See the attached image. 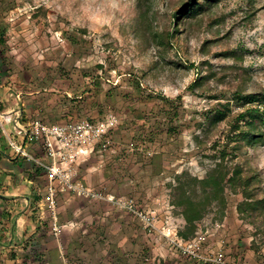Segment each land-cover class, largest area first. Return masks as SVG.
I'll return each instance as SVG.
<instances>
[{
    "label": "rangeland",
    "instance_id": "374dc122",
    "mask_svg": "<svg viewBox=\"0 0 264 264\" xmlns=\"http://www.w3.org/2000/svg\"><path fill=\"white\" fill-rule=\"evenodd\" d=\"M185 1L0 0V89L19 97L30 120L100 123L113 116L102 137L109 142L84 143L72 171L131 200L150 222L72 196L99 219L83 223L93 235L75 239L78 249L64 264H203L161 230L204 257L264 264V209L240 212L246 198L239 184L226 181L218 196L201 182L212 173L229 180L240 165L243 179L258 174L251 190L264 195V123L254 130L263 142L241 143L245 122L234 126L249 106L233 99L264 90V0H198L176 20ZM164 33L165 46L158 42ZM224 103L231 111L213 120ZM189 200L203 214L184 238Z\"/></svg>",
    "mask_w": 264,
    "mask_h": 264
},
{
    "label": "crops",
    "instance_id": "0c3cea01",
    "mask_svg": "<svg viewBox=\"0 0 264 264\" xmlns=\"http://www.w3.org/2000/svg\"><path fill=\"white\" fill-rule=\"evenodd\" d=\"M9 90L0 89V110L22 124L29 123L28 110ZM5 128L25 142L31 153L48 161L41 141L23 139L11 122ZM47 185L46 170L15 154L7 137L0 134V264H64L65 254L78 249L84 233L93 235L83 223L97 221L98 216L84 213L85 205L74 206L69 195H59L53 209L44 199Z\"/></svg>",
    "mask_w": 264,
    "mask_h": 264
},
{
    "label": "built area",
    "instance_id": "2783aa9c",
    "mask_svg": "<svg viewBox=\"0 0 264 264\" xmlns=\"http://www.w3.org/2000/svg\"><path fill=\"white\" fill-rule=\"evenodd\" d=\"M7 122L13 123L14 131L23 139L27 141H41L48 161L43 157H38L31 153L27 149L25 142L21 143L15 137L13 138L11 133L5 128ZM114 123L115 118L109 116L105 121L100 123H92L85 120L73 124H48L34 119L27 124H22L18 118L14 119L10 116V113H3L0 110V134L7 137L9 146L13 152L46 170L48 185L44 199L53 209L57 205L59 195H71L90 201L112 203L118 209L130 212L138 216L141 221L150 223L148 216L137 208L131 200H123L116 197L114 193L93 188L77 178L72 171L71 162L73 156L86 152L84 143H91L92 141L108 143V139L103 140L102 137L107 132V128H113ZM95 146V144L92 145L91 150H94ZM71 151L74 153H71ZM152 228L156 227L153 225ZM55 230H57V227H55ZM161 233L178 247L197 256L199 260L203 261V264H227L221 257H204L198 255L195 251L193 253L191 251L193 245L183 246L180 240L172 238L171 231L161 230Z\"/></svg>",
    "mask_w": 264,
    "mask_h": 264
},
{
    "label": "trees",
    "instance_id": "16d2710c",
    "mask_svg": "<svg viewBox=\"0 0 264 264\" xmlns=\"http://www.w3.org/2000/svg\"><path fill=\"white\" fill-rule=\"evenodd\" d=\"M199 1L198 0H186L182 3L179 11L175 14L176 20H179V18L182 15L188 14L191 12L196 6H198ZM178 23H175L177 25ZM159 44L160 45H167L169 42V34L164 33L158 35ZM199 82L196 80L194 83H192L191 87L195 88ZM233 99L236 100L237 103L241 104L242 106H249L237 113V124L234 126L235 129L239 128L240 121H244V125L247 128L246 131H242L237 135L238 140L242 143L246 142L247 145H256L259 142H263V134L255 132V123L258 121V123H264V90H259L256 92H249V93H238L235 92ZM254 103H258L255 105ZM231 111L230 104L224 103L222 104V107L220 109L216 110V113L214 114L215 117H213V120H221L223 119L229 112ZM241 143L238 147L241 148ZM242 167L240 165H237L232 171L233 175L229 178V180H226V177L224 174H216L214 173L210 174L207 178L201 179L202 183H206L207 186H212L213 188V194L218 195L222 191V187L224 183L231 182L232 184H239L241 188H243V193L246 198V202L240 205V212H244L248 209H264V195L262 197H256V193L251 190V186L257 182L258 180V174L254 173L247 179H243L242 176ZM186 197V192L184 193ZM188 197V195H187ZM252 200V201H249ZM195 201H187L186 207L184 209L183 215L188 223V227L184 229L183 231H180V235L184 238L190 237V232H194V222L197 219H200L202 217V212L200 211V208Z\"/></svg>",
    "mask_w": 264,
    "mask_h": 264
}]
</instances>
